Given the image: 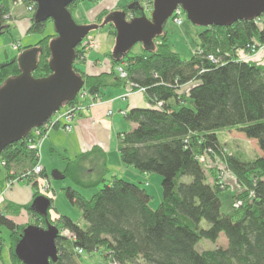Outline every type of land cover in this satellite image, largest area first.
<instances>
[{
	"label": "trees",
	"instance_id": "16d2710c",
	"mask_svg": "<svg viewBox=\"0 0 264 264\" xmlns=\"http://www.w3.org/2000/svg\"><path fill=\"white\" fill-rule=\"evenodd\" d=\"M13 1L0 0V34L11 27L7 15ZM80 1L71 2L68 9L72 11ZM123 8L130 17L146 14L136 7ZM105 13L103 9L98 19ZM261 16L203 27L189 57L173 48L164 28L148 47L138 42L136 49L133 46L124 55H112L111 49V68L95 74L82 69L86 53L78 46L73 68L89 93L130 84L147 94L150 106L125 113L134 126L118 136L117 149L125 165L141 173L160 174L162 198L153 208L145 182L109 176L100 148L92 147L73 159L60 156L65 166L57 170L59 179H69L62 192L79 208L84 222L63 214L52 217V197L45 215L35 211L31 203L16 206L18 211L26 210L35 219L33 223L19 224L0 211V226L10 231L13 263L24 264L14 247L26 225L46 228L52 224L59 234L58 257L51 264H87L85 257L93 254L102 259L94 264H264V60L260 63L241 57L252 47H264ZM49 21H31L28 31L37 32ZM109 26L115 37L116 30ZM54 36L56 33L46 35L21 50L38 49L34 77L51 73L49 41ZM17 60L15 55L1 64L0 85L19 73ZM118 66L126 76L118 73ZM79 101L76 95L64 106ZM228 129L254 139L260 153L250 160L235 152L228 155L217 134ZM30 137L31 133L1 151L8 180L15 177L14 171L10 173L12 165L21 166L26 161L28 168L22 174L39 161L37 149L29 147ZM218 163L231 171L241 186L227 196L228 211L221 208V195L229 186L219 177ZM87 169H97L99 174L86 176ZM187 175L192 180L185 183L181 178ZM36 176L39 179L33 185L39 188L40 178L47 174L42 170ZM84 191L93 193L88 198ZM38 195L37 191L34 197ZM201 219L207 221V227L201 225ZM64 228L70 236L61 233ZM222 232L226 246L197 250L201 238L215 242ZM4 242L0 236V250Z\"/></svg>",
	"mask_w": 264,
	"mask_h": 264
},
{
	"label": "water",
	"instance_id": "95a60500",
	"mask_svg": "<svg viewBox=\"0 0 264 264\" xmlns=\"http://www.w3.org/2000/svg\"><path fill=\"white\" fill-rule=\"evenodd\" d=\"M35 3L33 22H53L56 36L49 41L51 73L34 77L37 67L36 47H30L18 54L17 75L10 76L0 85V153L12 142L22 140L33 127L42 126L54 112L65 103L75 99L83 87V78L73 68L75 49L88 33L111 23L116 30L112 55H124L138 42L144 46L152 44L163 31L164 24L179 6L194 25H230L236 20H250L264 14V0H151L149 16L126 18L124 11L109 13L102 24H78L68 9L75 0H29ZM92 1V0H89ZM143 9L136 0L127 8ZM1 66V64H0ZM54 178H60L55 176ZM51 201L38 195L31 206L45 215ZM58 229L48 224L26 225L14 247V252L24 264H51L58 257L56 237Z\"/></svg>",
	"mask_w": 264,
	"mask_h": 264
},
{
	"label": "crops",
	"instance_id": "0c3cea01",
	"mask_svg": "<svg viewBox=\"0 0 264 264\" xmlns=\"http://www.w3.org/2000/svg\"><path fill=\"white\" fill-rule=\"evenodd\" d=\"M97 2L98 3L95 4L94 9L98 12L103 8L112 9V6H114L115 4H120V0H97ZM13 9L16 14H23L19 6H16ZM20 22L18 21L21 26L18 23L15 24V27L18 28L17 33H20V35H25L27 34L26 31L22 30H26L28 23H26L25 21ZM107 40L108 39H106V41ZM18 50L13 49V51ZM103 50H105V48H103ZM110 51L111 50H108L109 53ZM94 52H90L86 55L88 62L85 66V71L89 74L99 73L108 69V66L103 68V63H100L101 61L98 59V56H93ZM8 60H6V62ZM2 63L4 62H0V64ZM93 67L94 69L95 67H100L101 69L93 70ZM109 68H111V64ZM129 90V95H125V93L129 92ZM99 96V99L93 105H89L90 103L88 99H86V102H84L85 108L75 116L70 131H64L61 125H57L54 126V128L50 129L47 136L44 137L39 147V164L42 165L44 174H47V178L51 174L50 172H52L53 178L54 175L59 176L57 170H62L65 166L64 160H62L60 156H65L73 159L77 156V154L88 152V150L92 147H97L103 150V152L105 153L110 176L115 175L132 182H148L147 179H150L152 175L146 172L141 173L135 168L125 165L122 160H120L119 150L117 149L119 142L118 136L123 132H129L134 126L132 122H128L126 120L125 113L128 112L131 108L150 106L147 94H145L143 90L133 89L131 85L128 84L127 86L118 88L108 87L107 89L102 90L99 93ZM63 110L64 108L61 109V111ZM109 110H111L110 113H108ZM230 131H232V129ZM250 139L255 141L252 138ZM257 153H260V150H258ZM56 160H59V162ZM27 168L28 164H26V161H24L23 165L21 166L12 165L10 173L14 171L15 174H21V172H23ZM93 170L94 169H89V172L92 173ZM38 179L39 178L37 176L19 177L16 180L12 179L13 182L7 186V169L3 161L1 160L0 211L11 219H14V221L19 224L28 222H23V220L30 218V214L28 212L27 214L25 210L18 211V208H16V206L25 205L28 203L32 204V202L36 198L34 196L37 191L39 192V195H41L39 188L33 185V183ZM48 180L49 182H51L49 178ZM44 196L52 197L47 193L46 195L44 194ZM52 198L53 207L56 209V207L54 206L55 196ZM54 208H50L49 212L51 216L58 214V210L55 211ZM5 240L6 238L3 239V241ZM10 243L11 241L9 238L8 241H5L3 245H7L8 247V262L6 264H14L9 252ZM2 249L3 247L0 250V255L2 254Z\"/></svg>",
	"mask_w": 264,
	"mask_h": 264
},
{
	"label": "rangeland",
	"instance_id": "374dc122",
	"mask_svg": "<svg viewBox=\"0 0 264 264\" xmlns=\"http://www.w3.org/2000/svg\"><path fill=\"white\" fill-rule=\"evenodd\" d=\"M130 1L131 0H120V4H115L114 6H112V9L103 8L106 10V13L103 14V16L98 19L97 15L99 13H101V11L103 9H101L99 12L94 9L95 4L98 3L97 0H92V1L81 0L74 7L71 8L72 16L78 24L95 22V23H98L100 25L104 22L103 18L106 15H108L111 12H114V10L124 11L123 7H125V4L129 3ZM32 3H34V2H32ZM140 3L141 4L148 3V5H149L152 2L150 0H142V1L140 0ZM27 4H28V2L27 3L22 2L21 4H16V5L14 3H12V5L8 11V13H9L8 23L11 24V27L8 31L0 34V62H6V60H8V59H12L14 57V55H18V53L21 52L20 50L24 49L25 46L33 45L34 43L39 41V39H41L42 37L54 33L53 22H51V21L46 23L44 28H42L41 30H39L37 32L36 31H28V28L31 25V21H33L32 16H33L34 12H33V10L27 9ZM16 6H19L21 8V12L23 14H16L13 11L14 10L13 8H15ZM17 15H18V17H17ZM149 15H150V12L146 11V16H149ZM23 16H25V17H23ZM181 16H182V22L180 23V25L175 24L173 22L172 18L170 17L166 21V23L164 24V28L169 33V38L173 44V48L175 50H177L179 52V54L182 55L183 57H189L190 55H192V53L196 49L195 47H196V43L198 40L197 34L202 31L203 26L201 27V26L194 25L192 22H190L187 19V16H185V13H183V12H181ZM17 18H20V19H17ZM260 20H262V22L264 23V14L261 16ZM18 21L19 22L25 21L26 23H28L26 30L25 29L22 30V31H26V33L28 35L27 34H25V35L21 34L20 35V33L19 34L17 33L18 28L15 27V24H17ZM19 25L21 26V24H19ZM89 34H92L94 36V38L96 39V41L98 42V48H97V50H94L95 52L94 51H88V53L94 52L93 56H95V55H96V57L98 56V59L101 61L100 63H103V68H105L106 66H108V68H109L111 63L109 60L108 50H111L112 44L114 45V42H115L114 41L115 37H114L113 31L110 30L109 25L105 24L102 27H99L97 29H93V31H91ZM106 39H108V40L106 41ZM103 44H104V46H103ZM15 45L17 46V49H14V50H18V49H20V50L13 51L12 46H15ZM136 47L134 46L133 50L136 49ZM103 48H105V50H103ZM242 56L243 55H241V57ZM246 56L261 63L264 60V48H263V46L259 47L255 52H251L250 54H246ZM85 57H87V56H85ZM84 59H85L83 61L84 63L81 65V67L83 70H86L85 66L88 62V59L87 58H84ZM76 61L79 62L78 59ZM92 69L95 70V69H101V68L95 67V69H94V67H93ZM84 101L86 102V98ZM217 134H218L219 141L225 146V149L228 152L227 153L228 155L235 152L237 155H241L242 159H244V160H250L252 157L257 155V152L259 150L257 143H255V141H253L251 139L246 138V136L243 133H240V132L238 133L237 131H235L233 129H232V131H230L228 129L227 131L219 130L217 132ZM39 156H40V154H39ZM56 161L59 162V160H56ZM218 166H219V163H218ZM84 171L86 172V176H89V175L90 176L91 175L96 176L99 174L97 169H94L92 171V173L89 172L88 169L84 170ZM25 173L26 172H24L22 174L16 173L15 178H13V180L18 179L19 177L27 176ZM50 173L51 174L49 175L48 178L51 181L50 182L51 185H53L52 187H53L54 192H53V190H51V194L55 196L54 206L56 207V209L53 207V202H52V204H51L52 208L51 209L54 208L55 211L58 210V214L53 215L52 217H56V216L58 217V215L61 213V214H64L68 217L69 216L72 217L75 221H77L79 223L84 222V219L81 216L79 208L77 206L73 205L62 192V188L69 185V179L68 178L67 179H57V178L55 179L52 177L53 176L52 172H50ZM149 174L152 175V177L150 179H147L148 182L147 181L145 182L146 184L144 185V187L152 195V198L150 199L149 202H150L151 207L155 208L160 203V200L162 198V194H163L162 186H161L162 180H161L160 174H158L157 172H152ZM219 175H220L219 177L223 181H226L227 185L229 186L228 191H224L223 194L221 195V199H222V207L221 208L224 211H228L230 209H229V201L227 199V196H229V195L231 196L232 193H235L237 190H240L241 186L239 187V183L231 171L221 168ZM28 176L31 177L32 175H28ZM181 179L185 183L192 180V178H190V176H188V175L183 176ZM13 180L10 183H12ZM10 183L7 182V186ZM83 193L88 198H90V196L92 195L93 192L91 193V191L90 192L84 191ZM238 201L239 200L235 201L233 205H236V203ZM26 213H27V211H26ZM24 220H23V222L28 221V223H33L35 219L31 217V218L24 219ZM200 222H201L202 226H204V227L208 226L207 221H205L204 219H201ZM23 224H25V223H23ZM62 230L64 231L66 229L64 228ZM65 234H67V232H65ZM0 236L3 237V239L6 238L5 241H8V239L10 238V231L7 230L5 227L0 226ZM226 245H227V240H226L225 234L222 232L220 234V237L215 242H212V241L210 242L204 238H201V240H199L197 242L196 248L198 251H201L203 249H212V248H216V247H220V246H226ZM1 252H2V254L0 255V264H6L8 262V259H7L8 247H7V245L3 246V249ZM85 259L87 261V264H94V263L102 261L99 254H93V256L85 257Z\"/></svg>",
	"mask_w": 264,
	"mask_h": 264
},
{
	"label": "built area",
	"instance_id": "2783aa9c",
	"mask_svg": "<svg viewBox=\"0 0 264 264\" xmlns=\"http://www.w3.org/2000/svg\"><path fill=\"white\" fill-rule=\"evenodd\" d=\"M22 2H24V1L23 0H15V1H13V3L15 5L16 4H21ZM142 7H144L145 12L146 11L150 12L152 10V8H153L152 3H150L149 5H148V3L142 4ZM35 8H36L35 3L31 2V3L27 4V9L33 10V12H34ZM181 12H183V10L179 6L178 8H176L174 10V12L171 15V18H172L173 22L175 24H177V25H180V23L182 22ZM7 17L9 18V13H8ZM78 46L87 55L88 51L97 50L98 42L96 41V39L94 38V36L92 34L88 33L85 37H83L81 43ZM12 47H13V49H17L16 45L12 46ZM255 51H256L255 47H252L251 52H255ZM250 53L248 52L246 54H250ZM246 54L243 55L242 57L245 60L251 59L250 57H247ZM117 71H118V73H120V75L122 77L126 76V73L124 72V70H123V68L121 66L117 67ZM139 89L142 90V88H139ZM129 93H130V90H129V92L125 93V95H129ZM77 95L80 97V101L79 102H75V104L66 105V106L62 107V108H64L63 111H61V109H62L61 108L60 110L54 112L53 115L50 118H48L47 121L44 122L42 126H36V127L32 128V130L30 131L31 137H30V140H29V147L31 149L35 148V149H37V151L39 153V147H40L44 137L47 136L49 130L54 128L55 125H61V127H62V129L64 131L65 130L66 131H70V129L72 128V122H73L76 114L79 113L81 110H83L85 108L84 107L85 98L88 99V101L90 103L89 105H93L100 97L99 93L91 94V93H89V91L86 88L85 89L81 88L78 91ZM110 112H111V110L108 111V113H110ZM224 151H226V150H224ZM219 166L221 168H223L220 163H219ZM42 169H43L42 165L39 164V161H37L36 164L34 165V167L32 169L26 171L25 174L26 175L36 176L42 171ZM11 181H12V179L8 180V183H10ZM39 185H40L39 186V190L41 192V195L44 196V194L46 195V193H47V194H50V196L54 197V195L51 194V190H53V187L50 184V182H49L47 177L46 178H44V177L40 178ZM53 192H54V190H53ZM65 232H67L66 235L70 236V232H69L68 229H66L64 231L63 230L61 231L62 234H65ZM79 252H82V249L81 250L79 249Z\"/></svg>",
	"mask_w": 264,
	"mask_h": 264
},
{
	"label": "flooded vegetation",
	"instance_id": "af4514ba",
	"mask_svg": "<svg viewBox=\"0 0 264 264\" xmlns=\"http://www.w3.org/2000/svg\"><path fill=\"white\" fill-rule=\"evenodd\" d=\"M136 0H131L129 3H127V4H131V3H134ZM139 2H140V0H138ZM142 1V0H141ZM127 4H125L126 6H127ZM117 11H122V10H117ZM126 14V18H129L130 17V14L128 13V12H126V11H124ZM105 18V17H104ZM104 18H103V20H104ZM107 25H112L111 23H108Z\"/></svg>",
	"mask_w": 264,
	"mask_h": 264
}]
</instances>
